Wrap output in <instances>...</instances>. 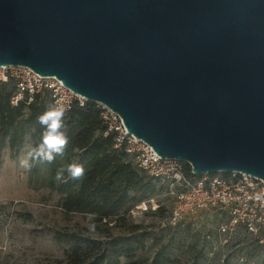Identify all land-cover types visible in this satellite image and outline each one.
<instances>
[{
  "label": "water",
  "instance_id": "95a60500",
  "mask_svg": "<svg viewBox=\"0 0 264 264\" xmlns=\"http://www.w3.org/2000/svg\"><path fill=\"white\" fill-rule=\"evenodd\" d=\"M3 65L57 77L196 175L264 180V0H0Z\"/></svg>",
  "mask_w": 264,
  "mask_h": 264
},
{
  "label": "rangeland",
  "instance_id": "374dc122",
  "mask_svg": "<svg viewBox=\"0 0 264 264\" xmlns=\"http://www.w3.org/2000/svg\"><path fill=\"white\" fill-rule=\"evenodd\" d=\"M28 144L34 146L30 136ZM25 151L26 146L16 159L8 149L3 153L0 264H54L65 259L68 246L54 241L51 230L56 228L79 227L89 237L103 238L129 236L135 225L137 234H148L138 252V264H264L261 236L240 228L229 230L230 219L226 215H208L195 230L172 225L171 202L161 190L143 203L132 201L123 213L102 223L92 215L68 213L61 207L65 196L49 187L53 179L57 185L72 186L64 181L66 175L61 181L54 177L66 165L67 157L62 156L54 166L33 162L27 170L19 163ZM89 223L97 225L95 232L88 230Z\"/></svg>",
  "mask_w": 264,
  "mask_h": 264
},
{
  "label": "trees",
  "instance_id": "16d2710c",
  "mask_svg": "<svg viewBox=\"0 0 264 264\" xmlns=\"http://www.w3.org/2000/svg\"><path fill=\"white\" fill-rule=\"evenodd\" d=\"M14 89L11 82L0 84V167L6 149L16 159L29 136L34 145L39 142L43 129L38 117L51 106L49 99L13 106ZM66 125L69 138L63 154L67 157L66 165L77 163L85 170L78 180L65 173L64 181L72 185L70 188L57 185L54 179L49 184L52 190L65 196L61 207L66 212L92 215L96 222L102 223L123 213L132 201L143 203L160 190L154 178L138 170L124 153L114 148L112 135H104L106 125L97 103L75 107L66 115ZM61 157L56 156L52 163H36L54 166ZM136 229L138 226H133L129 236L103 238L89 237L79 227L53 229L54 241L68 246L65 259L54 264H138L136 258L148 234H137Z\"/></svg>",
  "mask_w": 264,
  "mask_h": 264
},
{
  "label": "built area",
  "instance_id": "2783aa9c",
  "mask_svg": "<svg viewBox=\"0 0 264 264\" xmlns=\"http://www.w3.org/2000/svg\"><path fill=\"white\" fill-rule=\"evenodd\" d=\"M11 82V104H32L49 99L67 113L84 107L88 99L66 87L57 77L41 76L29 67L0 66V84ZM100 118L112 135L114 148L124 153L138 170L155 179L162 194L171 202L169 221L198 229L208 215L229 217V230L237 228L261 236L264 244V180L242 172H218L196 175L186 161L163 158L144 141L130 134L121 116L104 104L97 103ZM226 230V228H225Z\"/></svg>",
  "mask_w": 264,
  "mask_h": 264
},
{
  "label": "clouds",
  "instance_id": "9594fccd",
  "mask_svg": "<svg viewBox=\"0 0 264 264\" xmlns=\"http://www.w3.org/2000/svg\"><path fill=\"white\" fill-rule=\"evenodd\" d=\"M66 113L65 107L55 104L38 117L43 132L37 144L34 146L32 144L26 145L25 155L19 162L22 168L30 170L33 167V162L46 161L52 163L56 156H63L69 143L66 134ZM84 171L82 165L70 163L57 170L55 179L61 181L67 173L72 179L78 180L83 177ZM87 228L89 231L95 232L97 225L89 223Z\"/></svg>",
  "mask_w": 264,
  "mask_h": 264
},
{
  "label": "bare ground",
  "instance_id": "6f19581e",
  "mask_svg": "<svg viewBox=\"0 0 264 264\" xmlns=\"http://www.w3.org/2000/svg\"><path fill=\"white\" fill-rule=\"evenodd\" d=\"M145 206V205H144Z\"/></svg>",
  "mask_w": 264,
  "mask_h": 264
}]
</instances>
